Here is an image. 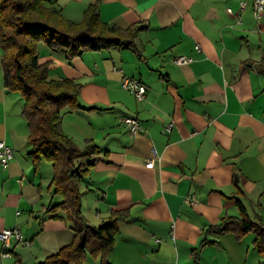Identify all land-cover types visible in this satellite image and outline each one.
<instances>
[{
    "label": "crops",
    "instance_id": "0c3cea01",
    "mask_svg": "<svg viewBox=\"0 0 264 264\" xmlns=\"http://www.w3.org/2000/svg\"><path fill=\"white\" fill-rule=\"evenodd\" d=\"M240 1L57 0L73 21L95 3L103 21L134 27L135 48L66 59L39 44L40 61L58 70L54 79L82 84L85 108L62 109V131L78 148L91 141L100 150L80 181L86 220L97 226L113 210H128L108 253L111 264H264L253 230L240 237L207 230L222 217L241 216L238 199L251 219L264 223V73L258 68L264 11L256 18L253 0L238 11ZM179 55L190 61L175 63ZM124 76L146 85L142 100L122 87ZM18 96L6 90L2 72L0 140L13 158L7 168L0 164V230L18 228L28 244L12 241L11 256L3 257L0 242V264H37L69 244L74 232L65 218L47 212L62 197L50 188L51 163L34 166L27 121L24 143L11 131L15 124L23 136ZM124 116L139 120L136 134L120 122ZM149 158L153 167L145 165ZM88 254L84 264H101Z\"/></svg>",
    "mask_w": 264,
    "mask_h": 264
},
{
    "label": "trees",
    "instance_id": "16d2710c",
    "mask_svg": "<svg viewBox=\"0 0 264 264\" xmlns=\"http://www.w3.org/2000/svg\"><path fill=\"white\" fill-rule=\"evenodd\" d=\"M100 18L97 5L89 4L80 21L64 16L57 0H0V48L4 87L17 91L22 99L21 114L29 128V155L34 166L42 160L51 163L52 193L61 201L49 205L53 218H65L74 232L72 241L37 264H84L86 253L108 260L118 232V222L128 216L127 209L113 210L107 221L92 226L82 211L80 181L100 150L91 141L80 149L62 131V109L85 108L79 102L82 84L72 78H48L50 61H40L38 45L61 51L66 59L86 50L109 47L135 48L132 31ZM259 70L264 73V65ZM88 108V107H87ZM88 109H91L89 107ZM242 208L241 216L222 217L207 230L215 233L234 231L237 237L253 230L254 245L264 253V223L251 219ZM62 211L63 214L58 212ZM206 230V231H207ZM204 238L200 245L206 242Z\"/></svg>",
    "mask_w": 264,
    "mask_h": 264
},
{
    "label": "built area",
    "instance_id": "2783aa9c",
    "mask_svg": "<svg viewBox=\"0 0 264 264\" xmlns=\"http://www.w3.org/2000/svg\"><path fill=\"white\" fill-rule=\"evenodd\" d=\"M247 6L246 0L239 2L238 11L244 10ZM253 13L256 18H259L264 11V0H253L252 1ZM227 11L233 13L231 7L227 8ZM199 50V47L196 46ZM173 61L177 64H184L190 61V58L185 55H179L173 58ZM122 87L131 92L137 100H142L146 93V85L137 78L124 76L122 78ZM120 122L132 133L136 134L140 127V122L137 118L131 116H124L120 119ZM171 124L166 129L170 130ZM13 158V150L4 140H0V164L3 168H7L10 160ZM155 164L154 158H149L145 165L147 167H153ZM191 203L195 202L193 197H187ZM12 241L16 243L28 244V241L24 239L20 229L18 228H4L0 230V242L2 247V256H10Z\"/></svg>",
    "mask_w": 264,
    "mask_h": 264
},
{
    "label": "rangeland",
    "instance_id": "374dc122",
    "mask_svg": "<svg viewBox=\"0 0 264 264\" xmlns=\"http://www.w3.org/2000/svg\"><path fill=\"white\" fill-rule=\"evenodd\" d=\"M40 46H41V44H40ZM40 46L38 45V48H39ZM1 54H2V50H1V48H0V77L2 76ZM57 72H58L57 69H56V70H53V69L49 70V72H48V78H56ZM14 92H16V94L19 95L18 97H20V93H19V92H17V91H14ZM21 109H22V105H21V107H20V109H19L18 112L21 113ZM16 111H17V108H14V109H11V110H10V112H11L12 114L16 113ZM20 120L24 121V123H23V131H24V128H25V129L27 128V127H26V120H25V118H24L23 116H20ZM21 127H22V126H21ZM11 128H12L11 131H12L14 134H16V137H17L19 143H24V142H25V139H26V137H25V136H26V135H25V131L23 132V136H22V134H20V133H22V130H20V129H21L20 127H18V126H16L15 124H13V125L11 126ZM43 162L48 163V162H46V161H43ZM250 232L252 233V231H250ZM23 244H24V243H23ZM87 254H88V253H87ZM88 255H89V254H88ZM10 256H11V252H10Z\"/></svg>",
    "mask_w": 264,
    "mask_h": 264
}]
</instances>
